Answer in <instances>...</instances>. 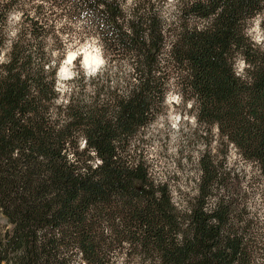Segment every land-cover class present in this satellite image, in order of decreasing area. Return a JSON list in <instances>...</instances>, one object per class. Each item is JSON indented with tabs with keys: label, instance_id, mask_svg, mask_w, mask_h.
Segmentation results:
<instances>
[{
	"label": "trees",
	"instance_id": "obj_1",
	"mask_svg": "<svg viewBox=\"0 0 264 264\" xmlns=\"http://www.w3.org/2000/svg\"><path fill=\"white\" fill-rule=\"evenodd\" d=\"M157 1L0 0V264H122L124 249L147 264H264V46L246 32L264 0H175L168 16ZM61 18L105 58L63 95ZM171 87L224 146L200 155L181 205L138 148ZM229 146L256 179L228 166Z\"/></svg>",
	"mask_w": 264,
	"mask_h": 264
},
{
	"label": "rangeland",
	"instance_id": "obj_2",
	"mask_svg": "<svg viewBox=\"0 0 264 264\" xmlns=\"http://www.w3.org/2000/svg\"><path fill=\"white\" fill-rule=\"evenodd\" d=\"M132 2L133 0H125L124 7L129 6ZM174 2L175 0H158L156 6L162 9L161 13L164 16H168V13L172 11ZM12 18L13 21L17 20V14H14ZM257 18L260 20L261 32L264 33V9L248 22L246 32L253 27V22ZM57 27H64L63 32L58 33L59 36L53 44L54 55H58L57 52L59 51L60 53L63 49L65 51L56 75V85L61 92L60 95H63L71 79L75 76L76 70H82L85 74L81 64L83 60V55L81 54L73 60L72 65L68 69V74L63 73L60 76L59 71L64 65L68 53L77 52L86 41L91 42L94 40L97 46L100 47V45L94 37H88L84 33L80 34L79 28L76 25H69L65 18L57 21ZM248 37L256 45L264 46V42L257 44L251 36L248 35ZM235 69L237 71L236 63ZM69 75H71V78H68ZM169 93L179 95L172 87L167 95ZM179 96L181 97V95ZM164 104L163 113L142 132L138 148L146 153L151 177L155 181L166 182L172 200L181 205V200L186 202L196 193L200 155L207 151L211 155L218 150L222 152L224 151V146L219 145V137L215 126L200 125L196 122L191 107V100L181 97L180 103L172 102L169 104L164 101ZM177 116H179L178 120L176 119ZM227 161L228 166L234 169L243 180H247L251 176L256 179L257 167L239 157L232 146H229ZM0 228L3 230L10 228L6 218L1 213ZM124 252L127 253L125 249L121 253H118V251L115 253L118 263L122 262L123 264L129 258L132 259L130 264H147V262H142L143 256L135 255V253H130V255L127 254L126 256Z\"/></svg>",
	"mask_w": 264,
	"mask_h": 264
},
{
	"label": "clouds",
	"instance_id": "obj_3",
	"mask_svg": "<svg viewBox=\"0 0 264 264\" xmlns=\"http://www.w3.org/2000/svg\"><path fill=\"white\" fill-rule=\"evenodd\" d=\"M18 19V16H17ZM247 34L252 37V39L257 43L264 42V33L261 32L260 29V20L257 18L253 22V27L248 30ZM83 55V60L81 62L82 67L85 70V74L88 76H94L105 64V60L103 58L102 50L99 46H97L96 41H86L81 47L77 50V52H69L65 61L64 65L61 68V72L68 74V69L72 65L73 60L76 59L78 55ZM245 67V63L243 59H238L236 61V68H237V74L239 75L240 72ZM68 78H71V75L68 76ZM181 97L179 95H173L172 93H169L166 96V103L171 104L172 102L180 103ZM176 119H179V116L176 117ZM85 141H81L80 147L81 149L85 146ZM97 163H101L100 161H97Z\"/></svg>",
	"mask_w": 264,
	"mask_h": 264
},
{
	"label": "bare ground",
	"instance_id": "obj_4",
	"mask_svg": "<svg viewBox=\"0 0 264 264\" xmlns=\"http://www.w3.org/2000/svg\"><path fill=\"white\" fill-rule=\"evenodd\" d=\"M74 53V52H73ZM61 70V69H60ZM60 76L63 74L61 71H59Z\"/></svg>",
	"mask_w": 264,
	"mask_h": 264
}]
</instances>
